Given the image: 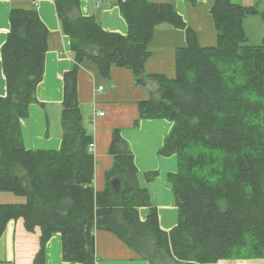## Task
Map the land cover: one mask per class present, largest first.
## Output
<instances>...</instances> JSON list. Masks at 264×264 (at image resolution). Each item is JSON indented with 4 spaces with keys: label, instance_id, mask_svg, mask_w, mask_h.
Instances as JSON below:
<instances>
[{
    "label": "trees",
    "instance_id": "16d2710c",
    "mask_svg": "<svg viewBox=\"0 0 264 264\" xmlns=\"http://www.w3.org/2000/svg\"><path fill=\"white\" fill-rule=\"evenodd\" d=\"M73 63L64 74L61 146L26 149L20 121L29 115L44 72L49 31L35 9H11L0 48L6 94L0 96V237L10 220L40 229L33 264H45L51 236L61 235L62 259L95 264V231L113 232L151 264H218L264 257V44L252 45L243 20L259 14L264 0L243 6L214 0L209 13L217 44L202 47L193 29L169 2L117 0L126 34L106 31L94 16L74 15L79 0H54ZM180 29L176 75L148 74L149 43L160 25ZM91 62L107 78L111 67L131 70L134 82L155 83L139 103L141 118L172 122L159 154L177 156L170 186L178 222L159 228L147 189L139 185L133 154L115 129L113 165L102 191L93 186L94 157L77 99V71ZM120 180L116 191L112 178ZM148 209L145 220L138 210ZM0 264H3L0 261Z\"/></svg>",
    "mask_w": 264,
    "mask_h": 264
},
{
    "label": "crops",
    "instance_id": "0c3cea01",
    "mask_svg": "<svg viewBox=\"0 0 264 264\" xmlns=\"http://www.w3.org/2000/svg\"><path fill=\"white\" fill-rule=\"evenodd\" d=\"M169 2L193 29L202 47L217 44V32L209 13L214 0H150ZM243 6L258 5V0H231ZM11 9H35L47 27V52L44 72L35 91V102L29 105V115L20 121L21 139L26 149L58 150L62 142V102L64 74L73 63L71 41L61 28L54 0H0V48L10 27ZM74 15L94 16L106 31L126 34L128 26L120 13L117 0H79ZM247 17L243 20L245 28ZM185 45L180 29L163 24L158 26L149 43L150 57L145 63L148 74L167 78L176 75V50ZM101 87V89H100ZM155 83L148 86L134 82L131 70L113 66L107 78L95 65L86 62L77 71V99L85 132L91 137L94 157L93 186L102 191L106 172L113 165L109 152L113 131L119 130L128 144L137 170L139 185L148 190L158 215L159 228L170 231L178 222V208L169 177L177 172V156H164L159 149L169 133L172 122L165 118H141L139 103L148 100ZM6 94L5 77L0 54V96ZM99 113H102L99 115ZM10 201V197H7ZM148 209L138 210L145 220ZM40 229L27 231L22 219L10 220L0 237V261L3 264H33L39 249ZM95 264H151L142 258L113 232L95 231ZM245 261V260H243ZM239 264L242 260H220L218 264ZM45 264H82L63 261L61 235L51 236L45 247Z\"/></svg>",
    "mask_w": 264,
    "mask_h": 264
},
{
    "label": "rangeland",
    "instance_id": "374dc122",
    "mask_svg": "<svg viewBox=\"0 0 264 264\" xmlns=\"http://www.w3.org/2000/svg\"><path fill=\"white\" fill-rule=\"evenodd\" d=\"M244 29L249 44L252 45L264 44V24L259 14L248 16ZM7 197H10V199L14 201L15 198H17L18 196H15V194L11 192H0V202H10V200ZM228 264H232V263H228ZM239 264H264V257L242 259V263Z\"/></svg>",
    "mask_w": 264,
    "mask_h": 264
},
{
    "label": "water",
    "instance_id": "95a60500",
    "mask_svg": "<svg viewBox=\"0 0 264 264\" xmlns=\"http://www.w3.org/2000/svg\"><path fill=\"white\" fill-rule=\"evenodd\" d=\"M111 186L117 191L120 187V180L117 177H114L110 181Z\"/></svg>",
    "mask_w": 264,
    "mask_h": 264
},
{
    "label": "built area",
    "instance_id": "2783aa9c",
    "mask_svg": "<svg viewBox=\"0 0 264 264\" xmlns=\"http://www.w3.org/2000/svg\"><path fill=\"white\" fill-rule=\"evenodd\" d=\"M100 89H101V87H100ZM102 113H99V115H101ZM93 147V144L91 143L90 145H89V148H92Z\"/></svg>",
    "mask_w": 264,
    "mask_h": 264
}]
</instances>
